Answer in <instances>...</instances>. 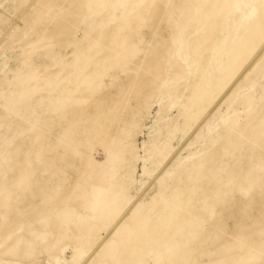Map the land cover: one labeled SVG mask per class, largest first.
I'll use <instances>...</instances> for the list:
<instances>
[{
	"label": "rangeland",
	"instance_id": "1",
	"mask_svg": "<svg viewBox=\"0 0 264 264\" xmlns=\"http://www.w3.org/2000/svg\"><path fill=\"white\" fill-rule=\"evenodd\" d=\"M0 264H264V0H0Z\"/></svg>",
	"mask_w": 264,
	"mask_h": 264
}]
</instances>
